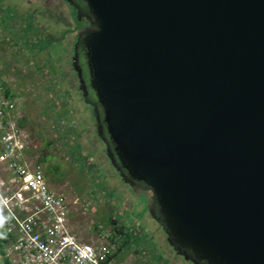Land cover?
I'll return each mask as SVG.
<instances>
[{
    "label": "water",
    "instance_id": "water-1",
    "mask_svg": "<svg viewBox=\"0 0 264 264\" xmlns=\"http://www.w3.org/2000/svg\"><path fill=\"white\" fill-rule=\"evenodd\" d=\"M65 1L96 134L168 245L264 264V0Z\"/></svg>",
    "mask_w": 264,
    "mask_h": 264
},
{
    "label": "rangeland",
    "instance_id": "rangeland-1",
    "mask_svg": "<svg viewBox=\"0 0 264 264\" xmlns=\"http://www.w3.org/2000/svg\"><path fill=\"white\" fill-rule=\"evenodd\" d=\"M77 27L63 0H0V77L15 113H23L27 148L43 171L55 168L56 180L48 185L63 195L66 227L80 241L104 242L102 233L115 225L122 240L113 263L191 264L171 250L145 198L132 193L108 163L90 107L68 71ZM33 160L26 163L33 166Z\"/></svg>",
    "mask_w": 264,
    "mask_h": 264
},
{
    "label": "built area",
    "instance_id": "built-area-1",
    "mask_svg": "<svg viewBox=\"0 0 264 264\" xmlns=\"http://www.w3.org/2000/svg\"><path fill=\"white\" fill-rule=\"evenodd\" d=\"M2 83L0 78V209L12 219L5 227L3 255L9 264H115L118 241L110 232L94 244L67 229V202L50 188L37 162L26 163L21 116Z\"/></svg>",
    "mask_w": 264,
    "mask_h": 264
},
{
    "label": "crops",
    "instance_id": "crops-1",
    "mask_svg": "<svg viewBox=\"0 0 264 264\" xmlns=\"http://www.w3.org/2000/svg\"><path fill=\"white\" fill-rule=\"evenodd\" d=\"M68 59H70V57H68ZM68 71H69V74H71V76H73V78L71 79V82H72V80H73V84H75L76 86V88L78 89V87H77V79H76V77H75V74H74V72H73V70H72V67H71V65L69 64V68H68ZM1 78V77H0ZM69 78V77H68ZM1 80H2V84L5 86V89H6V91H10L9 89H8V87H7V85H6V81H5V79L4 78H1ZM55 81H56V79H55ZM59 82H61V81H59V80H57V83H59ZM66 83V82H65ZM64 83V84H65ZM9 95H10V93H9ZM19 116H21V118L19 117V122H20V125L22 126V129H24V126H23V120H24V116H22V114L23 113H17ZM73 121H75V119L73 118L72 119ZM75 135H73V137H74ZM25 139V138H24ZM25 141H26V139H25ZM34 142V141H33ZM27 143V142H26ZM44 149L46 148V147H43ZM26 158H28L29 160H33V155H34V153H32V151L29 149V148H27L26 149ZM37 159V158H36ZM33 160L35 163L36 162H38L37 160ZM43 170V169H42ZM45 171H43V173H44ZM1 176L3 177V178H7V174L6 173H1ZM44 176H46V174H44ZM46 179V181H48V182H50V180L48 179L47 180V178H45ZM52 182V181H51ZM50 185V184H49ZM67 219L68 218H66V223H67ZM12 223V219L7 215V213L6 212H4V211H1V209H0V235L3 237L4 236V233H5V227L8 225V224H11ZM115 227V226H114ZM114 230H110V238H116L117 239V241H118V249H120V241L122 240V229L121 228H119V227H117V229L118 230H115V228H113ZM72 231V230H71ZM3 241H4V243H5V240L3 239ZM4 248H2V250H3ZM172 251H173V249H171ZM116 252V251H115ZM174 252V251H173Z\"/></svg>",
    "mask_w": 264,
    "mask_h": 264
},
{
    "label": "flooded vegetation",
    "instance_id": "flooded-vegetation-1",
    "mask_svg": "<svg viewBox=\"0 0 264 264\" xmlns=\"http://www.w3.org/2000/svg\"><path fill=\"white\" fill-rule=\"evenodd\" d=\"M63 2L65 3V4H67V6L69 7V9H70V11L72 12V16L78 21V27H77V29H76V31H77V34H76V36L74 37V41H73V43H72V53L71 54H69V57H70V64H71V58L73 57V59H74V55L75 54H73V52L74 53H76V55H77V53L79 52V50H81V47H80V45H78L79 43L77 42L78 41V39H79V37H80V35L78 34L79 33V31L81 30V28L83 27V26H85L86 24H87V21L84 19V17L80 14L79 16H77V14H76V12H79L78 10L80 9V8H77L78 6H77V4L73 1V2H71V3H67L65 0H63ZM75 63V62H74ZM76 64V63H75ZM73 70V69H72ZM74 72V71H73ZM78 91H79V94H80V97L83 99V101L86 103V104H88V106L90 107V111H91V113H92V116L94 117V121H93V124H94V130H95V132H97V122H96V119H95V112H94V110L92 109V105H90L89 104V102H87L83 97H82V93H81V91L79 90V88H78ZM102 142V145H103V147H104V153H105V144H104V142L103 141H101ZM107 158V157H106ZM108 160V159H107ZM108 163H109V161H108ZM110 165V164H109ZM47 166H48V164H47ZM111 166V165H110ZM112 167V166H111ZM112 169L114 170V172L116 173V175L118 176V178L120 179V177H119V175H118V172L112 167ZM47 171V170H46ZM46 178H47V180L49 179H52V178H54L53 180H56V178L54 177V175H52V174H50L49 172L47 173V175H46ZM121 180V179H120ZM50 182H51V180H50ZM121 182L122 183H124V185L126 186V187H128V189L129 190H131L130 189V187L125 183V182H123L122 180H121ZM133 193V192H132ZM143 196L144 198H145V195H143L142 193H138V194H136V196ZM153 220V219H152ZM154 221V220H153ZM157 223V222H156ZM159 225V224H158ZM160 227V226H159ZM161 228V227H160ZM164 233V232H163ZM164 235H165V233H164ZM165 237H166V235H165ZM170 247V246H169ZM171 248V247H170ZM172 249V248H171ZM177 255H179L178 253H177ZM179 256H181V255H179ZM182 257V256H181ZM183 258V257H182ZM189 262V261H188ZM189 263H191V262H189ZM192 264V263H191Z\"/></svg>",
    "mask_w": 264,
    "mask_h": 264
},
{
    "label": "trees",
    "instance_id": "trees-1",
    "mask_svg": "<svg viewBox=\"0 0 264 264\" xmlns=\"http://www.w3.org/2000/svg\"><path fill=\"white\" fill-rule=\"evenodd\" d=\"M19 124H20V122H19ZM48 172L50 174L54 175L55 168H52L51 167L50 169H48L47 171H45V174L47 175ZM114 226L115 225H113L112 227L115 228V230H118L117 227L116 226L114 227ZM3 244H4L3 237L0 235V259H1L2 264H9L7 258L3 255V250H2ZM183 250H184V248H180L179 251H176V252H180V251H183Z\"/></svg>",
    "mask_w": 264,
    "mask_h": 264
}]
</instances>
